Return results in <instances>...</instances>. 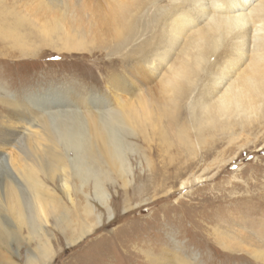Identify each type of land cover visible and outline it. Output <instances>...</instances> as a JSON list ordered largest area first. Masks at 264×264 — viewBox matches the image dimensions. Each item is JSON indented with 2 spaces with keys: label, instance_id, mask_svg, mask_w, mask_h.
I'll list each match as a JSON object with an SVG mask.
<instances>
[{
  "label": "rangeland",
  "instance_id": "obj_1",
  "mask_svg": "<svg viewBox=\"0 0 264 264\" xmlns=\"http://www.w3.org/2000/svg\"><path fill=\"white\" fill-rule=\"evenodd\" d=\"M69 3L0 0V140L16 129H37V116L47 111L76 109L85 115L78 149L63 139L58 144L69 159L78 218L92 229L68 245L65 232L55 225L60 205L48 218L54 248L50 264H155L150 259L181 264L192 257L198 264H258L254 250L264 252V118L249 119L243 129H218L204 136L203 148L217 146L210 156L197 145L178 154L158 135L150 144L142 142L132 136L139 128L117 122L111 125L122 149L113 155L87 115L109 111L112 120L110 111L119 107L114 96L132 99V93L154 86L156 78L141 83L139 75L136 80L126 71L136 55L124 59L121 51L99 44L104 37L95 34L97 17ZM69 40L84 49H66ZM240 117L234 119L240 122ZM8 142H0V151L16 152L17 142ZM4 175L0 169V178ZM43 180L59 203L70 207L60 183ZM97 181L100 191L110 195L107 205L90 198L92 212L86 213V196L94 195ZM18 222L14 213L0 207V224L6 227L0 229V264H26L27 249L35 247L28 223Z\"/></svg>",
  "mask_w": 264,
  "mask_h": 264
},
{
  "label": "bare ground",
  "instance_id": "obj_2",
  "mask_svg": "<svg viewBox=\"0 0 264 264\" xmlns=\"http://www.w3.org/2000/svg\"><path fill=\"white\" fill-rule=\"evenodd\" d=\"M69 2L76 10L97 17L96 28L99 29L95 34L104 37L99 44L121 51L124 59L137 56L126 66V71L134 73L136 80L139 75L143 76L141 83L156 78L154 86L132 93V99L120 101L114 96L119 107L116 112L110 111L112 120H109V111H93L87 115L96 136L113 155L122 149L111 125L117 122L124 127L134 124L140 133L133 132L132 136L142 142L150 144L158 135L166 142V147H174L178 154L189 149L188 146L197 145L204 156H210L217 146L215 143L214 148H203L204 136L215 134L218 129L234 131L238 126L243 129L249 119L264 118V0ZM64 47L84 49L83 45L70 40ZM124 93L129 94L127 89ZM82 113L76 109L47 111L37 116V129H16L8 133L9 138L4 135L0 140L5 144L12 140L17 142L16 152L0 151V169L5 173L0 178V207L14 213L18 225L28 223V233L36 243L33 249H27L26 264L52 261L53 235L47 228L48 218L60 205L63 206L61 215H54V220L57 228L65 232L68 245L76 244L91 232L92 225L78 218L67 173L69 159L58 144L63 139L69 148L78 149L84 131ZM237 117L240 122L234 119ZM18 133L21 135L17 136ZM190 149L194 150L192 146ZM43 179L60 183L70 207L59 203L56 192ZM94 187V195L86 196V213L92 212L90 198L106 206L110 196L100 191L98 181ZM11 225L19 228L16 223ZM3 228L6 229L0 224V229ZM242 239L246 240V236ZM253 257L256 263L264 264L260 247L254 250ZM180 263L200 262L192 257Z\"/></svg>",
  "mask_w": 264,
  "mask_h": 264
}]
</instances>
